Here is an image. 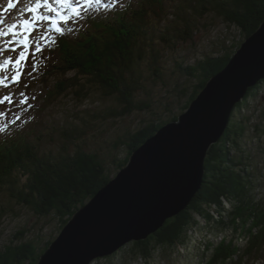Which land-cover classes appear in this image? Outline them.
I'll use <instances>...</instances> for the list:
<instances>
[{
  "label": "trees",
  "instance_id": "trees-1",
  "mask_svg": "<svg viewBox=\"0 0 264 264\" xmlns=\"http://www.w3.org/2000/svg\"><path fill=\"white\" fill-rule=\"evenodd\" d=\"M171 1L98 0L97 4L77 12L51 36L44 49L50 54L42 61L45 67L63 75L75 72L74 77L62 81L59 93L67 91L83 76L105 97L116 102L115 107L107 110L106 118L149 110L148 103L137 100L138 95L147 93L141 63L147 59L148 51L150 72L163 80L161 68L157 66L160 51L155 48L156 36L150 30L152 20H162ZM174 8L179 12L180 21L172 36L168 29L160 37L166 45L194 37L197 21L192 15L213 14L235 26L241 38L228 46L223 42L222 54L213 53L192 63L177 65L188 84H177L174 88L182 96L177 111L170 109L168 119L159 118L136 132L130 131L115 144V149L123 146L128 150L123 159L113 158L117 172L128 164L132 151L188 110L207 82L227 66L241 44L264 21V0H188ZM263 85L264 80L236 106L227 131L209 151L204 183L187 209L167 220L146 240L122 248L131 260L150 262L160 250L185 248L192 235L205 228L219 240L205 242L204 264H230L233 256L241 255L235 241L238 236L249 238L252 245L245 254L251 251L252 258L264 256L261 254L264 247L256 241L264 238V174L260 168L264 151L261 149L262 159L254 160L252 150L245 145L252 126L258 133L263 123L253 125L254 116L244 113L250 99L258 96ZM118 105L124 109H118ZM61 129L65 140L55 151L42 149L46 134H41L36 142L19 132L16 137L6 135L0 140V195L39 218H56L60 231L110 181L114 172L101 153L84 149L86 130L77 126ZM71 143L75 144L74 148ZM27 233V229L18 231L15 236L18 242L0 247V264H38L55 240L54 237L28 239Z\"/></svg>",
  "mask_w": 264,
  "mask_h": 264
},
{
  "label": "rangeland",
  "instance_id": "rangeland-1",
  "mask_svg": "<svg viewBox=\"0 0 264 264\" xmlns=\"http://www.w3.org/2000/svg\"><path fill=\"white\" fill-rule=\"evenodd\" d=\"M187 1L172 0L171 7L169 10L166 9L163 19L152 20L150 32L156 36L154 45L160 51L157 66L161 68L159 71L163 80H159L150 72L151 60L147 51V59L145 58L146 60L141 63V70L144 73L143 84L147 93L143 92V95L137 96V100L148 103L150 109L136 111L124 117L106 118L107 110L116 106L113 98L105 97L83 76L76 83L73 82L67 91L59 93L58 87H63L62 81L74 77L75 72L63 75L51 67H45L42 62L50 56L44 49L55 31L65 24V20L69 22L75 13L83 12L84 7L89 3L97 4L98 0L91 2L68 0L69 4L60 3L58 0H47V3L40 0L39 7L36 6V0H0V22H2L0 32L5 33L0 35V81H2L0 100L3 101L0 103V140L6 135L16 137L19 132L28 135L36 142L41 134H46L43 137L42 149L55 151L65 140L60 128L77 126L86 130L84 149L101 153L105 157L106 165L113 168L112 177H115L118 172L112 163L113 158L121 160L128 154L126 147L115 149V144L130 131L136 132L159 118L168 119L170 109L177 111L182 96L174 88L177 84H187L177 65L182 62L192 63L213 53H216V56L222 54L223 42L228 46L234 39L241 38L240 31L235 26L229 25L213 14L203 17L192 15L194 21H197V32L194 37L188 41L177 40L171 45H166L160 37L165 35L168 29L172 36L180 21L177 17L179 12L174 6ZM63 6L66 7V12L61 13L60 8ZM40 7L44 9L40 10ZM33 8L39 12V16L31 21L33 25L30 30L23 34L24 38H27L25 45L19 44L17 41L20 38L17 37L9 43L6 35L11 34L12 29L17 28L21 21L31 20L34 16H32L33 11L29 9ZM21 53L25 57L23 60ZM5 97L7 99H4ZM118 109L124 108L118 105ZM244 113L252 114L253 125L263 123L260 129L261 131L264 129V85L258 96L250 99L248 109ZM252 128L247 138L248 143L245 145L252 150L254 160H260L263 158L261 149L264 151V132L256 133L255 126ZM70 146L74 148L75 144L71 143ZM260 164L264 174L263 159ZM58 224L56 218H39L24 207L12 205L6 196L0 195V247L18 242L15 236L22 229L28 230L26 235L28 239L39 237L43 240L51 237L56 239L61 232ZM214 238L209 229L205 228L192 235L187 247L160 250L150 262L142 259L131 260L126 250L121 249L112 255L111 259L100 258L101 260H95L92 264H204L206 261L202 255V248L207 240H219V237ZM235 241L241 255L233 256L230 264H264V256L252 258L251 251L245 254L248 247H252L249 238L238 236ZM256 241L260 242L261 248L264 247L263 237ZM255 248L259 247L255 245ZM261 254L264 255V248L261 249Z\"/></svg>",
  "mask_w": 264,
  "mask_h": 264
},
{
  "label": "water",
  "instance_id": "water-1",
  "mask_svg": "<svg viewBox=\"0 0 264 264\" xmlns=\"http://www.w3.org/2000/svg\"><path fill=\"white\" fill-rule=\"evenodd\" d=\"M264 80V21L178 119L164 125L81 207L38 264H92L146 240L186 210L236 106Z\"/></svg>",
  "mask_w": 264,
  "mask_h": 264
},
{
  "label": "snow or ice",
  "instance_id": "snow-or-ice-1",
  "mask_svg": "<svg viewBox=\"0 0 264 264\" xmlns=\"http://www.w3.org/2000/svg\"><path fill=\"white\" fill-rule=\"evenodd\" d=\"M58 2H60V3H67L68 0H58ZM88 2H91V0H88ZM44 3H47V0H44ZM9 6H11V4H10ZM36 6H37V7L41 6V5H40V0H36ZM29 11H35V8H33V9H29ZM41 19H44V17H41ZM67 22H68V21L65 20V23H67ZM0 23H2V22H0ZM29 24H30L29 21H25V31H28V25H29ZM4 34H5V33L0 32V35H4ZM23 59H25V57H24V54L21 53V60H23ZM17 63H19V61H17ZM0 82H2V81H0ZM4 99H7V97H5ZM0 103H3V101L0 100Z\"/></svg>",
  "mask_w": 264,
  "mask_h": 264
}]
</instances>
